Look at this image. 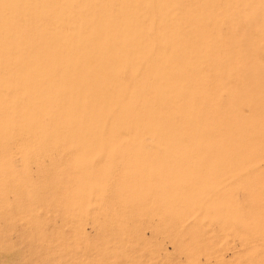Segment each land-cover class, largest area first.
Returning <instances> with one entry per match:
<instances>
[{"label":"rangeland","instance_id":"rangeland-1","mask_svg":"<svg viewBox=\"0 0 264 264\" xmlns=\"http://www.w3.org/2000/svg\"><path fill=\"white\" fill-rule=\"evenodd\" d=\"M0 264H264V0H0Z\"/></svg>","mask_w":264,"mask_h":264}]
</instances>
